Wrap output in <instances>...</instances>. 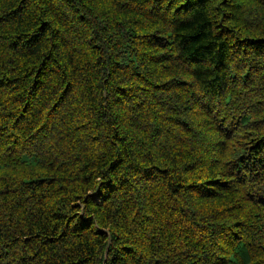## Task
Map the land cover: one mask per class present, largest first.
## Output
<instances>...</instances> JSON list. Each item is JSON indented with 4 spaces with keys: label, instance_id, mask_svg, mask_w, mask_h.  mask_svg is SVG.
<instances>
[{
    "label": "trees",
    "instance_id": "obj_1",
    "mask_svg": "<svg viewBox=\"0 0 264 264\" xmlns=\"http://www.w3.org/2000/svg\"><path fill=\"white\" fill-rule=\"evenodd\" d=\"M0 264H264V0H0Z\"/></svg>",
    "mask_w": 264,
    "mask_h": 264
},
{
    "label": "rangeland",
    "instance_id": "obj_2",
    "mask_svg": "<svg viewBox=\"0 0 264 264\" xmlns=\"http://www.w3.org/2000/svg\"><path fill=\"white\" fill-rule=\"evenodd\" d=\"M92 197H93L94 199L99 200V197L97 198L95 194H94V195L92 194Z\"/></svg>",
    "mask_w": 264,
    "mask_h": 264
}]
</instances>
